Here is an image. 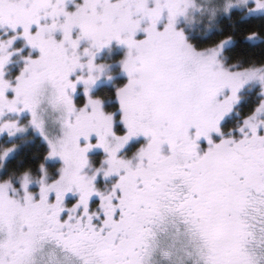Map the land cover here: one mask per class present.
<instances>
[{
  "label": "snow or ice",
  "instance_id": "snow-or-ice-1",
  "mask_svg": "<svg viewBox=\"0 0 264 264\" xmlns=\"http://www.w3.org/2000/svg\"><path fill=\"white\" fill-rule=\"evenodd\" d=\"M0 264H264V0H0Z\"/></svg>",
  "mask_w": 264,
  "mask_h": 264
}]
</instances>
